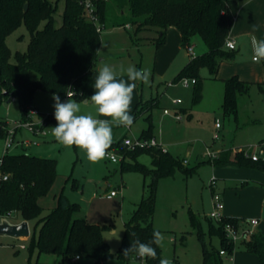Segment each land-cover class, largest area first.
Returning <instances> with one entry per match:
<instances>
[{"label": "rangeland", "instance_id": "rangeland-1", "mask_svg": "<svg viewBox=\"0 0 264 264\" xmlns=\"http://www.w3.org/2000/svg\"><path fill=\"white\" fill-rule=\"evenodd\" d=\"M111 3L113 11L108 16L105 27L101 29L97 70L100 71L105 64L117 72L121 67L126 69L130 65L137 69H151L149 84L137 81L133 92L130 115L133 112L139 115L135 117L131 130L125 126L113 125V142L123 140L127 136L140 137L145 129H152L158 142L182 161L186 159L184 166L192 169L191 173L187 174L178 167L173 175L161 176L158 180L153 226L165 237L162 259L167 258L172 264H202L201 242L197 229L190 224V212H194L200 220L208 247L214 250L222 248L219 234L213 232L211 227L212 224L216 227L217 222L209 217L213 206L212 180L216 182L217 191L224 190L228 194L227 202L221 193L224 209L226 203L238 207L235 211L241 219V227L264 235V171L254 167H239L233 163L216 165L208 162L206 155L208 147L217 151L221 146L242 145L245 150L254 151L257 144H264V79L260 77L259 80L249 81L247 93L238 97L237 113L227 114L222 106L225 82L212 79L208 69L203 67L200 70V76L203 78L201 97L194 100V84L185 87L169 83L175 81L173 73L177 68L183 66L178 72L180 73L190 57H197L208 50L203 38L200 35L192 38L190 44L194 54H191L188 48L182 46L181 34L177 27L171 25L163 30L165 40L158 45L161 28L153 26L138 30L137 24L134 23L115 25V22L123 19L124 14L112 0ZM57 6L53 25L60 27L63 23L65 0H57ZM45 24V20L41 21L39 28H43ZM30 40L31 33L25 23L7 35L11 62H15L17 52H25L28 49ZM243 55L241 61L244 65H251L253 51H247ZM259 64L264 71V61ZM117 79L127 81V76H118ZM52 96L53 93L37 91L32 100V107H39L43 113L54 117L55 102ZM60 99L62 102L71 99L79 103L81 113L78 114L91 113L96 118L110 119L98 117L91 101L62 96ZM173 99H180L181 102L174 104ZM151 102L156 105L146 111L145 107ZM22 118L17 98L0 103V121L7 120L10 127H15ZM216 122H219L221 127L217 128ZM56 125L55 119L49 122V134L45 137H35L23 129L24 139L38 141L31 142L24 148L18 146L22 135L17 132L16 143L11 149L13 153L26 152L57 160L56 181L51 191L39 199L43 207L40 217L46 216L56 206L58 195L64 191L72 202L80 204L75 217L107 226L103 229V237L111 251L116 253L122 243L125 223L132 218L142 197L149 193L148 184L152 181V174L145 176L137 171H122L124 152L121 153L119 162H112L106 157L98 163L90 162L83 150L75 146L65 147L56 141L51 129ZM215 133L219 135L216 139ZM4 141L5 139L0 137V156L4 153ZM126 151L131 150L126 148ZM131 160L125 157V161ZM137 160L149 168L153 167L152 158L148 154L138 156ZM75 179L78 187H73ZM111 189H117L119 193L113 198H107L105 194ZM3 219L4 217L0 216V222ZM251 219H257L258 224L250 225ZM9 220L18 222L21 217L15 215L9 217ZM36 223L37 219L29 221L31 234L27 238L0 235V264H27L28 261L37 260L38 264H62V258L57 253L39 254L37 248L30 250V238L34 234L37 236L39 230ZM113 232L120 237L119 241L114 238ZM251 235L249 234L246 240H249ZM242 242L243 239L236 244L234 254L238 249L251 254L252 260L256 258V262L243 264H262L258 255L247 251ZM101 263L147 264L145 259L140 261L135 255L129 260L113 256ZM225 263L227 264L226 261ZM75 264H94V261L86 257Z\"/></svg>", "mask_w": 264, "mask_h": 264}, {"label": "trees", "instance_id": "trees-1", "mask_svg": "<svg viewBox=\"0 0 264 264\" xmlns=\"http://www.w3.org/2000/svg\"><path fill=\"white\" fill-rule=\"evenodd\" d=\"M92 1L96 6L99 24L103 28L113 11V4L111 0ZM112 1L124 14L123 19L115 22V25L134 23L137 24L138 30L143 27H159L161 32L157 40L158 45L165 40L163 30L171 25L179 30L181 43L185 48L191 45L195 35L203 38L208 50L202 55L191 57L175 77V81L183 77L196 79L194 100L201 97V68L206 67L210 75L215 77L221 63L233 59L236 55L235 50L226 48L225 42L242 0ZM25 4H28L26 11ZM57 8V0H0V103L17 98L24 120L29 118L33 97L39 90L76 100H90L95 92L93 85L99 72L96 62L101 46V30L88 18L84 0H65L63 23L60 27L53 25ZM43 20L46 24L39 28ZM22 23L29 29L31 40L28 49L25 52H17L15 62H11V50L6 37ZM224 82V112L236 114L238 97L247 93L248 82L237 75L225 79ZM153 106L155 104L151 102L145 110H150ZM131 115L135 119L139 114L133 112ZM8 128L7 120L0 121V137L5 138ZM153 136L152 129H145L141 135L144 138ZM108 150H118L120 154L124 152L122 171H137L145 176L152 174V181L148 184L149 193L142 197L132 218L125 223L122 243L116 253L111 251L103 237V229L107 226L75 217L80 204L72 202L64 191L58 195L56 206L46 216L40 217L43 207L39 199L51 191L58 175L55 158L26 152H9L2 155L1 174L8 177H0V216L9 220V217L18 215L21 217L18 222L37 219L39 230L37 236L34 234L30 238L31 251L37 248L39 254L57 253L62 258V264H75L86 257L93 259L94 264H101L113 256L129 260L135 254L124 257L122 252L130 247L134 238H138L142 243H149L153 239V231L156 229L153 226V216L159 178L173 175L178 167L187 174L191 173L192 169L184 166V161L178 156L170 151L163 152L160 148L126 151L123 140H120L113 142ZM244 150L227 149L221 151L213 161H207L216 165L234 162L239 166L264 171V161H253L245 155ZM142 154L151 156L153 167L149 168L137 160ZM125 157L132 160L125 161ZM73 187H78L76 179ZM210 219L214 220L211 217ZM189 220L191 226L197 229L201 242L202 264H224L220 250L233 248V244L229 243L225 236L224 225L227 222L237 224L238 219L225 216L223 221H216V227L211 225L212 231L218 233L221 239L222 248L219 250L208 247L202 224L194 212H190ZM133 232L136 237L130 236ZM244 239L242 243L247 251L257 254L264 264V235L254 232L249 240ZM152 246L157 256L155 259L145 258V261L147 264H159L163 248L154 244ZM27 264H38V260L28 261Z\"/></svg>", "mask_w": 264, "mask_h": 264}, {"label": "clouds", "instance_id": "clouds-1", "mask_svg": "<svg viewBox=\"0 0 264 264\" xmlns=\"http://www.w3.org/2000/svg\"><path fill=\"white\" fill-rule=\"evenodd\" d=\"M253 56L255 63L264 61V39L252 38ZM126 74L127 81L117 79ZM151 76L150 68L137 69L135 66H128L126 69L120 68L117 72L113 67L105 64L94 81L95 92L90 97L92 105L95 107L97 116L110 119H100L89 114L81 113V106L74 100L68 99L62 102L58 94H53L54 118L57 125L52 129V134L56 141L65 147L75 146L86 153L87 159L92 163L103 160L108 149L113 143V125L131 127L134 117L130 115V105L136 82L149 84ZM114 238L119 241L120 237L113 232ZM136 237V234L130 233ZM164 235L154 229L153 239L149 243H142L138 238L131 241L130 247L123 249V256L128 257L135 254L140 261L145 258L155 259L157 256L153 244L163 247ZM159 264H172L167 258L160 259Z\"/></svg>", "mask_w": 264, "mask_h": 264}, {"label": "built area", "instance_id": "built-area-1", "mask_svg": "<svg viewBox=\"0 0 264 264\" xmlns=\"http://www.w3.org/2000/svg\"><path fill=\"white\" fill-rule=\"evenodd\" d=\"M85 8L87 11L88 18L97 26L99 30H101V25L99 24V17L96 12V6L92 0H84ZM226 48L230 50H234L236 48V43L233 39L230 37L227 38L225 42ZM188 51L191 54H194L193 46L190 45L188 47ZM196 82L195 78H189V77H183L179 79L178 81L170 82L169 84H181L185 87L190 86L191 84H194ZM72 94V93H70ZM180 99H173L174 104L180 103ZM168 112V109L166 110ZM29 118L28 119H21L15 127H9L6 132L5 141H4V153L11 152V149L15 145V136L17 134V131L19 129H26L30 133L37 135V136H45L49 133L48 131V125L51 120L54 119L53 116L47 115L41 111H39L36 107H31L29 109ZM216 127H220V123L216 122ZM218 133L214 134V139L218 138ZM124 145L128 150L134 151L138 149H150V148H160L163 152H168L167 148L162 146L158 140L153 136L151 138H144V137H125L123 139ZM31 142L27 139L22 140L21 142H18V145H24L27 146ZM34 143H36L34 141ZM250 150H244L245 155L247 157H250L253 161H264V144H257L256 150L253 152H249ZM219 152L213 151L209 147L207 148L206 155L208 159L213 161L217 156ZM106 158L111 160L112 162H119L120 161V154L113 151L108 150V153L106 155ZM184 162H187L186 160ZM2 164V156H0V165ZM3 177L6 179L8 175L1 174L0 169V177ZM212 187V211L209 213V217L213 218L217 222L223 221L225 214H224V202H223V196L222 194L216 190V182L215 180H212L211 182ZM117 189H112L107 193L108 198H112L116 195H118ZM250 225L255 226L258 224L257 219H251L249 222ZM224 232L225 236L229 243L233 244V248L231 250H228L226 248H222L220 250V255L222 257H225L229 264H235V256H234V249L236 244L241 241L244 238H247L249 234H252V231L250 228H242L240 227L239 223H233V222H227L224 225Z\"/></svg>", "mask_w": 264, "mask_h": 264}, {"label": "crops", "instance_id": "crops-1", "mask_svg": "<svg viewBox=\"0 0 264 264\" xmlns=\"http://www.w3.org/2000/svg\"><path fill=\"white\" fill-rule=\"evenodd\" d=\"M229 37L231 39H233L236 43V48L234 49L236 51V55L233 59L224 60L221 63L216 76L213 77L212 79H217V80H221L222 82H224L225 79L230 78L234 75L239 76L240 79L245 80L247 82L252 81V80H259L260 77H262L261 79H264V71H263V69L259 63L252 62L251 65H244V63L241 61V58L244 57V55H243L244 53H247V51H253L252 43H251L253 37H255L257 40L264 39V0H242L241 1L240 8L238 10V13H237V16L235 18V21H234V24H233V27L231 29ZM190 58L188 59L186 64L189 62ZM182 67H179L174 71V73H173L174 77L177 76L179 70ZM83 101L88 102L90 100H83ZM34 107H36V106H34ZM36 108L39 111H41V109L39 107H36ZM147 111H149V110H147ZM127 129L131 130V127H127ZM17 132L18 133L21 132L22 140H24L23 129H21ZM32 135H34V134H32ZM47 135H45V136H47ZM34 136L38 137L37 135H34ZM45 136H43V137H45ZM26 139L28 140V138H26ZM29 141L34 142L31 140H29ZM35 142L38 143V141H35ZM20 147L24 148L27 146L20 145ZM237 147L242 148L243 146L242 145L241 146H232V147L221 146L220 148L217 149V151L221 152V151H224L227 149L233 150V149H236ZM114 151L120 154V152L118 150H114ZM185 160L186 159H184V161ZM228 163H233L235 165H238L234 162H228ZM239 167H245V166H239ZM245 182H247V181L245 180ZM241 189H242V191L244 190L243 187ZM241 189H240V194H241ZM109 191H107L105 195H107V193ZM219 192L223 194V196L225 197V199H227V202H228V198L226 197V196H228L227 192H225L224 190L223 191L219 190ZM240 200H241V198H240ZM229 207L232 209H230ZM235 210H238L237 206L228 205L226 203L225 209H224V214H225V216H228V217L237 218L238 222L240 224V227H241V219L238 218V215H237ZM240 245H241V243H240ZM234 256H235V264L250 263V261L256 262V260H255L256 258H253L254 260H252L251 257H253V256L251 254H249L247 252H241L238 249L235 251ZM222 258H223L224 264H226L225 261L227 262V264H229L225 257H222Z\"/></svg>", "mask_w": 264, "mask_h": 264}, {"label": "water", "instance_id": "water-1", "mask_svg": "<svg viewBox=\"0 0 264 264\" xmlns=\"http://www.w3.org/2000/svg\"><path fill=\"white\" fill-rule=\"evenodd\" d=\"M28 9V4H25L24 10ZM31 234L29 221L22 220L18 223H13L7 218L0 222V235H9L15 238H27Z\"/></svg>", "mask_w": 264, "mask_h": 264}]
</instances>
